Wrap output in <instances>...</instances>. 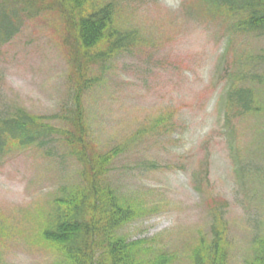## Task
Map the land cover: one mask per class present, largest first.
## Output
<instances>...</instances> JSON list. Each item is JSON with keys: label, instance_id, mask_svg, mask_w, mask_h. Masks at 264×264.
I'll list each match as a JSON object with an SVG mask.
<instances>
[{"label": "rangeland", "instance_id": "rangeland-1", "mask_svg": "<svg viewBox=\"0 0 264 264\" xmlns=\"http://www.w3.org/2000/svg\"><path fill=\"white\" fill-rule=\"evenodd\" d=\"M106 2L115 26L137 38L81 103L93 147L118 149L103 180L135 216L117 233L143 240L149 261L193 264V250L215 227L214 253L225 264H250L264 243V61L256 67L262 81L252 84L256 110L230 111V125L219 112L221 92L231 88L224 68L242 53L264 56V34L231 32L229 17L202 0L86 5ZM65 28L59 13L43 12L3 46L0 115L22 107L59 126L51 115L72 105ZM58 147L53 157L13 143L0 153V264H72L42 238L52 199L62 187L84 186L81 165Z\"/></svg>", "mask_w": 264, "mask_h": 264}, {"label": "trees", "instance_id": "trees-1", "mask_svg": "<svg viewBox=\"0 0 264 264\" xmlns=\"http://www.w3.org/2000/svg\"><path fill=\"white\" fill-rule=\"evenodd\" d=\"M202 1L229 17L231 32L264 34V0ZM86 3L87 0H0V51L27 20L43 12H57L66 25L64 45L73 69L71 109L51 115L59 120V126L51 123L50 116L33 115L22 107L10 109L0 115V153L13 143L20 148H38L46 157H53L58 154V145H64L67 156L81 165L84 186L70 191L62 187L63 193L52 199L48 223L42 230V238L55 242L72 264H162L163 257L162 261H149L140 255L146 253L143 240L129 241L117 233L135 216V211L124 205V200L103 180L118 149L101 153L93 147L81 103L85 92L102 84L115 54L129 48L137 35L115 26L111 2L90 8ZM239 56L224 68L231 82L226 93L225 125L232 123L230 111L243 116L256 110L252 84L262 81L256 67L264 56ZM92 66H99L100 72L89 75ZM211 232L213 238L207 244L201 239V246L193 250V264H225L214 253L218 250L219 231L213 227ZM258 252L250 264H264V243Z\"/></svg>", "mask_w": 264, "mask_h": 264}]
</instances>
